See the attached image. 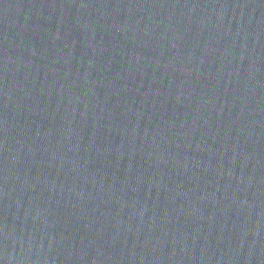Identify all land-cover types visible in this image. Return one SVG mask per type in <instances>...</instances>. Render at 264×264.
Returning <instances> with one entry per match:
<instances>
[{"label":"water","instance_id":"water-1","mask_svg":"<svg viewBox=\"0 0 264 264\" xmlns=\"http://www.w3.org/2000/svg\"><path fill=\"white\" fill-rule=\"evenodd\" d=\"M0 264H264V0H0Z\"/></svg>","mask_w":264,"mask_h":264}]
</instances>
